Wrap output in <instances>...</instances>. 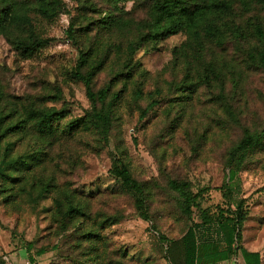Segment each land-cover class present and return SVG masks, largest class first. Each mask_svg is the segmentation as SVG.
<instances>
[{"label": "rangeland", "instance_id": "1", "mask_svg": "<svg viewBox=\"0 0 264 264\" xmlns=\"http://www.w3.org/2000/svg\"><path fill=\"white\" fill-rule=\"evenodd\" d=\"M158 1L0 0V264H166L165 240L235 215L264 260V9L185 0L197 26L161 38ZM82 61L104 103L75 78ZM47 111L54 134L35 127Z\"/></svg>", "mask_w": 264, "mask_h": 264}, {"label": "trees", "instance_id": "2", "mask_svg": "<svg viewBox=\"0 0 264 264\" xmlns=\"http://www.w3.org/2000/svg\"><path fill=\"white\" fill-rule=\"evenodd\" d=\"M264 9V0H256ZM217 7L223 10L230 9V3L225 0H214ZM157 18L159 25L154 31L155 36L166 38L178 34L184 27H196L201 19L200 10L187 8L185 0H159L157 5ZM42 15H48L49 9L41 8ZM50 16V15H49ZM16 21L29 22L27 19L13 17ZM211 33V28L208 31ZM199 39V33H194ZM258 36L262 42L261 61L264 62V30L258 29ZM32 41V40H31ZM24 53L32 55L37 43L22 42ZM86 61H82L77 66L75 78L80 80L86 86L87 97L93 103H104L107 97L105 90L95 92L92 88V81L95 76V71H90L86 74L82 73ZM156 102L150 104L145 114L150 108H153ZM58 114L54 111H47L37 116L35 123L36 129L42 134H54L53 120ZM95 120L103 121L104 117L101 113H94ZM85 121L84 118L78 119L70 123L67 129L74 131L79 128ZM3 136L0 135V145L3 142ZM252 140L250 138L244 140L240 144L241 149L251 146ZM114 175L120 179L123 185L127 188L140 190L138 183H136L129 170L125 167H117ZM236 171L232 170L229 174V179L234 180ZM170 186L175 191L182 193L186 201L191 203V196L187 192L188 185L178 184L175 181L170 183ZM190 207V205H189ZM72 211L76 209L74 204L71 206ZM243 216L224 217L219 219H212L209 216L203 218L202 223H193L178 239L165 240L166 246L163 247L162 253L166 264H219L233 258H242L245 264H264L262 255L258 251H250L239 242L240 228L243 223ZM115 223V222H113ZM38 255L43 254V251H38ZM5 264V260H3Z\"/></svg>", "mask_w": 264, "mask_h": 264}, {"label": "crops", "instance_id": "3", "mask_svg": "<svg viewBox=\"0 0 264 264\" xmlns=\"http://www.w3.org/2000/svg\"><path fill=\"white\" fill-rule=\"evenodd\" d=\"M219 264H245L242 258H233L228 261L221 262ZM263 264V263H262Z\"/></svg>", "mask_w": 264, "mask_h": 264}, {"label": "built area", "instance_id": "4", "mask_svg": "<svg viewBox=\"0 0 264 264\" xmlns=\"http://www.w3.org/2000/svg\"><path fill=\"white\" fill-rule=\"evenodd\" d=\"M4 260H5V264H12L10 259H8L7 257Z\"/></svg>", "mask_w": 264, "mask_h": 264}]
</instances>
